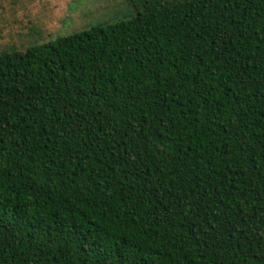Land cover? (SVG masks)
Listing matches in <instances>:
<instances>
[{
	"label": "trees",
	"instance_id": "1",
	"mask_svg": "<svg viewBox=\"0 0 264 264\" xmlns=\"http://www.w3.org/2000/svg\"><path fill=\"white\" fill-rule=\"evenodd\" d=\"M0 264H264V0L0 54Z\"/></svg>",
	"mask_w": 264,
	"mask_h": 264
},
{
	"label": "rangeland",
	"instance_id": "2",
	"mask_svg": "<svg viewBox=\"0 0 264 264\" xmlns=\"http://www.w3.org/2000/svg\"><path fill=\"white\" fill-rule=\"evenodd\" d=\"M152 1L0 0V54L122 20Z\"/></svg>",
	"mask_w": 264,
	"mask_h": 264
}]
</instances>
